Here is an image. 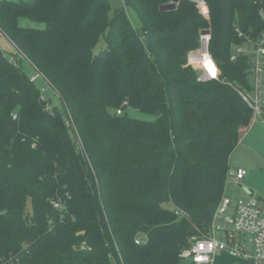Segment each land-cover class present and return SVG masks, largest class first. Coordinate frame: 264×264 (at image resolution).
I'll list each match as a JSON object with an SVG mask.
<instances>
[{
    "label": "trees",
    "instance_id": "16d2710c",
    "mask_svg": "<svg viewBox=\"0 0 264 264\" xmlns=\"http://www.w3.org/2000/svg\"><path fill=\"white\" fill-rule=\"evenodd\" d=\"M172 1L124 0L136 29L109 0H0V34L24 56L0 50V264H182L208 233L254 121L236 89L251 90L252 62L231 58L264 33V0H204L206 17ZM205 29L220 80L187 66Z\"/></svg>",
    "mask_w": 264,
    "mask_h": 264
},
{
    "label": "built area",
    "instance_id": "2783aa9c",
    "mask_svg": "<svg viewBox=\"0 0 264 264\" xmlns=\"http://www.w3.org/2000/svg\"><path fill=\"white\" fill-rule=\"evenodd\" d=\"M198 8L203 16L209 15V9L204 0H189ZM178 2L172 3L176 8ZM242 34L239 33V37ZM212 38L211 29L202 30L200 33V47L191 52L187 57V66L193 67L198 73L201 82L220 80L221 71L209 52V44ZM0 50H2L0 46ZM245 54L250 57L252 68L250 76L253 78L251 90H245L238 86V93L253 111L254 120L263 119L264 122V33L256 40H248L245 45L234 48L231 60ZM13 60V56L11 58ZM211 66L212 71H209ZM41 77L39 72L31 76L35 82ZM44 89L41 88L43 98H46ZM47 99V98H46ZM127 103L125 102L124 105ZM122 109L117 111L118 115ZM72 126V120L68 126ZM248 176L246 168H230L228 178L242 186V182ZM55 209L63 211L64 205L60 202H52ZM179 217H187L182 210H176ZM137 245L142 244V238L135 240ZM227 253L240 259L246 264H264V201L259 202L254 196L237 201L224 196L212 218L208 233H200L189 240V247L182 251L180 258L182 264L189 261L190 264H215V257L219 253ZM113 264L117 261L113 257Z\"/></svg>",
    "mask_w": 264,
    "mask_h": 264
},
{
    "label": "rangeland",
    "instance_id": "374dc122",
    "mask_svg": "<svg viewBox=\"0 0 264 264\" xmlns=\"http://www.w3.org/2000/svg\"><path fill=\"white\" fill-rule=\"evenodd\" d=\"M179 0H173L170 4L164 7L166 10L173 9L172 3ZM112 7V14L117 9H124L132 26L136 29L140 28V19L135 10L126 7L124 0H109ZM42 27V25H40ZM0 46L5 55L20 65L24 56L18 51L14 45L3 35L0 34ZM23 69L29 76L35 74V70L23 60ZM249 81L253 83V78L250 76ZM37 85L40 87H46L44 94L48 100L51 101V105H58L61 110L60 99L51 89L41 80H38ZM264 93V86H263ZM125 113L132 118L154 121L156 116L145 114L137 109L127 108ZM247 134V135H246ZM249 160L255 163L252 168L248 167L249 175L242 182V187L235 185L233 180L229 178L227 180L225 195L237 201L239 199H247L254 196L259 202L264 201V123L260 120H255L253 127L246 132L240 140L235 151L232 153L229 164L231 167L245 166V160ZM247 167V166H246ZM249 183V184H248ZM252 191L254 194L250 195L248 192ZM184 264H190L189 261ZM215 264H246L240 259H236L227 253H219L215 257Z\"/></svg>",
    "mask_w": 264,
    "mask_h": 264
},
{
    "label": "crops",
    "instance_id": "0c3cea01",
    "mask_svg": "<svg viewBox=\"0 0 264 264\" xmlns=\"http://www.w3.org/2000/svg\"><path fill=\"white\" fill-rule=\"evenodd\" d=\"M260 121H262L263 122V119H259ZM255 123V120L253 121V123H252V126L250 127V129L253 127V124ZM264 123V122H263ZM249 129V130H250ZM247 135V134H246ZM245 162H247L248 164H249V166L248 165H245V166H239V167H231L230 166V168H246L247 170H248V167L249 168H252L254 165H255V163L254 162H252V161H249V160H245ZM247 166V167H246ZM248 175H249V170H248ZM247 178V177H246ZM245 178V179H246ZM229 179V178H228ZM232 179V178H231ZM233 180V179H232ZM234 182V181H233ZM249 184V183H248ZM236 185V184H235ZM238 186V185H237ZM239 187H242V186H239ZM250 195H252V194H254L252 191H250V192H248ZM226 196V195H225ZM227 197V196H226Z\"/></svg>",
    "mask_w": 264,
    "mask_h": 264
},
{
    "label": "clouds",
    "instance_id": "9594fccd",
    "mask_svg": "<svg viewBox=\"0 0 264 264\" xmlns=\"http://www.w3.org/2000/svg\"><path fill=\"white\" fill-rule=\"evenodd\" d=\"M209 71H212L211 66H209Z\"/></svg>",
    "mask_w": 264,
    "mask_h": 264
},
{
    "label": "water",
    "instance_id": "95a60500",
    "mask_svg": "<svg viewBox=\"0 0 264 264\" xmlns=\"http://www.w3.org/2000/svg\"><path fill=\"white\" fill-rule=\"evenodd\" d=\"M245 165H248L249 166V164L247 162H245Z\"/></svg>",
    "mask_w": 264,
    "mask_h": 264
}]
</instances>
